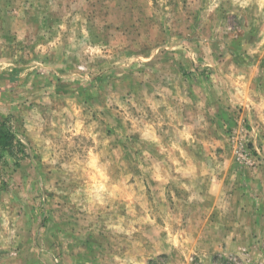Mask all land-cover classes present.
<instances>
[{
  "label": "rangeland",
  "instance_id": "obj_1",
  "mask_svg": "<svg viewBox=\"0 0 264 264\" xmlns=\"http://www.w3.org/2000/svg\"><path fill=\"white\" fill-rule=\"evenodd\" d=\"M0 264H264V0H0Z\"/></svg>",
  "mask_w": 264,
  "mask_h": 264
},
{
  "label": "trees",
  "instance_id": "obj_2",
  "mask_svg": "<svg viewBox=\"0 0 264 264\" xmlns=\"http://www.w3.org/2000/svg\"><path fill=\"white\" fill-rule=\"evenodd\" d=\"M6 119L0 116V157L4 153L14 157L22 145L20 141L16 140Z\"/></svg>",
  "mask_w": 264,
  "mask_h": 264
}]
</instances>
